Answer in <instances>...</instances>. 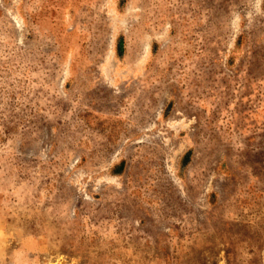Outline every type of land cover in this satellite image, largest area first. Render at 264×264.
<instances>
[{"label":"rangeland","instance_id":"1","mask_svg":"<svg viewBox=\"0 0 264 264\" xmlns=\"http://www.w3.org/2000/svg\"><path fill=\"white\" fill-rule=\"evenodd\" d=\"M0 264H264V0H0Z\"/></svg>","mask_w":264,"mask_h":264}]
</instances>
